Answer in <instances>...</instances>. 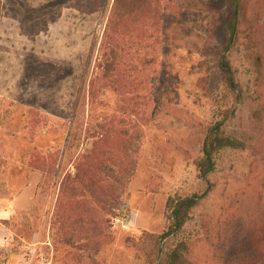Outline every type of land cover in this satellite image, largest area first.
Masks as SVG:
<instances>
[{
  "label": "rangeland",
  "instance_id": "1",
  "mask_svg": "<svg viewBox=\"0 0 264 264\" xmlns=\"http://www.w3.org/2000/svg\"><path fill=\"white\" fill-rule=\"evenodd\" d=\"M92 1L99 6L93 13ZM161 1L165 33L148 34L142 46L127 41L145 99L138 115L126 117L117 112L121 99L112 89L104 86L96 101L90 95L104 85L103 47L114 0H0V264H75L59 231L62 183L75 176L96 130L113 114L125 118L127 129L138 128L141 138L133 142L137 171L113 209L112 241L99 256L105 264H150L151 247L140 240L165 231L168 199L205 192L194 162L208 129L223 122L228 135L248 145L260 138L250 118L264 107V66L255 61L260 49L247 48L245 25L229 55L239 98L214 54L223 47L224 21L187 5L206 2L223 15L225 0ZM243 3L248 21L264 13V0ZM258 23L256 36L264 38V15ZM149 60L153 64H145ZM250 162L249 151L220 153L210 176L213 191L185 231L191 264H215L205 231L218 223L232 224V240L249 250L247 229L258 227L264 210V172L250 174Z\"/></svg>",
  "mask_w": 264,
  "mask_h": 264
},
{
  "label": "trees",
  "instance_id": "2",
  "mask_svg": "<svg viewBox=\"0 0 264 264\" xmlns=\"http://www.w3.org/2000/svg\"><path fill=\"white\" fill-rule=\"evenodd\" d=\"M224 2L227 13L223 15L215 12L213 6L206 2L193 1L187 5L201 11L214 12L224 21L226 35L223 47L214 54L219 56L218 67L225 75L228 88L235 95L240 93L236 95L240 98L241 85L236 79L229 55L239 44L241 27L245 25L247 48L260 49L255 61L259 66H264V38L256 36L261 34L258 22L262 20L264 13L261 12L258 19L251 22L246 19L243 0ZM90 6L89 8L93 9L88 11L92 13L99 8L98 3L94 1L90 2ZM166 12L161 0H114L103 47L105 62L102 63L103 74L100 80L104 85L91 90L92 100L96 101L106 86L120 96L121 105L117 112L126 117L138 115L140 100L145 98L139 94V66L137 63L133 65L129 59L130 47L127 41L135 40L133 45L142 46L141 40L148 34L150 39L156 34H164L167 30L164 23ZM151 47L155 51L156 48ZM146 63L153 64V60ZM114 115L96 130L93 146L78 164L75 176H68L62 183L61 197L64 202L59 215V231L63 234L61 242L71 250L70 257L75 264H105L99 256L112 241L110 223L116 216L113 209L126 193L129 182L137 171L139 148H136V145L134 147L133 142L140 139L141 134L138 137V128L127 129L125 118L117 119ZM250 120L253 131L260 135V138L250 145L228 135L223 122H217L208 129L201 155L194 162L198 178L207 183L205 192L189 196L176 194L168 199L165 231L161 235L146 233L140 240L145 247H151L147 251L150 264H191L189 256L193 246L189 238L185 237V231L195 209L213 191L210 176L217 168L222 151H249V173L256 174L259 169L264 172V107L258 105ZM37 160L39 161L40 157L37 156L34 162ZM31 163L33 164V161ZM44 164V168L48 166L47 162ZM262 175L260 181L264 182V173ZM259 222L258 227L247 229V251L237 247L239 238L232 240L233 227L230 223L216 224L211 233L205 231L206 243L211 245L210 248L214 252L215 264H264V210L260 212ZM244 229L243 225L242 234ZM242 234L240 233V236ZM232 242L237 244L233 246Z\"/></svg>",
  "mask_w": 264,
  "mask_h": 264
}]
</instances>
